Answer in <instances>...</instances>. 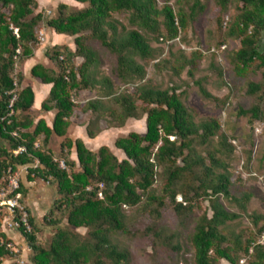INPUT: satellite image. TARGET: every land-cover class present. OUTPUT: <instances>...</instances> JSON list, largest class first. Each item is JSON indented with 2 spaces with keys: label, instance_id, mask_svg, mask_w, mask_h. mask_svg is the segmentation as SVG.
I'll use <instances>...</instances> for the list:
<instances>
[{
  "label": "trees",
  "instance_id": "obj_1",
  "mask_svg": "<svg viewBox=\"0 0 264 264\" xmlns=\"http://www.w3.org/2000/svg\"><path fill=\"white\" fill-rule=\"evenodd\" d=\"M74 1L84 6L76 9L59 3L54 15L46 17L42 10L37 12L36 0H0V176L7 167L15 170L18 165L33 164L37 160L36 166L27 169L26 180L47 181L55 185L57 193L53 207L42 217L54 227L46 245L39 241L40 230L27 209L31 232L22 233L31 249V264H104V259L113 264H130L128 251L114 244L112 236L128 233L123 209L142 204L143 199L146 204L143 210L159 216V208L166 202L164 196L155 194L158 167L165 174L161 190L166 191L168 202L176 212L202 209V202H209L190 237L194 264H219L220 260L240 264L243 256H249L243 264H264V244L257 242L264 226L245 237L241 234L228 237L222 231L226 222L238 215L228 211L219 197L234 199L244 209L249 193L241 194V200L232 196L229 172L216 156L218 148L208 153L209 165L205 164L204 157L193 153L196 140L205 144L215 135L219 128L217 120L196 123L176 86L162 89L147 82L139 84L134 92L119 93L114 88V80L99 72L101 60L92 44L97 42L114 56L111 73L116 81L122 84L142 81L145 67L136 58L149 59L154 51L146 33H152L154 39L162 42L179 35L183 40V34L194 27L205 5L201 0H175L189 6L187 12L185 6L175 11L171 0H161V4L157 0ZM230 1L216 0V3L223 11ZM235 2L237 12L226 25L220 43L227 38L239 39L230 63L236 76L251 77L247 93L256 96L257 102L249 108H240L239 112L248 115L252 122L264 118L261 104L264 103V0ZM114 13H128V24L134 28L125 29L121 25L118 29L120 22L113 18ZM222 21L218 16V29L222 28ZM42 24L57 34L74 37V49L54 45L45 52L52 68L36 64L30 71L41 82L52 84L41 105L44 111L56 109L52 127L43 119L34 124L27 113L34 98L29 85L18 91L15 114L8 124L4 117L13 87L12 71L17 64L21 83L22 64L32 56ZM12 28L18 29V37ZM18 47L21 53L15 60ZM76 58H82L80 64L75 63ZM200 58V51L187 57L180 50L179 63L172 69L178 75L187 68V74L192 77ZM217 74L222 75L220 69ZM88 90H93L95 96L79 101V94ZM199 90L204 97H212L205 88L200 86ZM82 113L94 117L86 126L90 138L100 130L95 124L106 115L114 122L110 124L113 127L123 126L129 118L145 117L146 129L143 133L131 131L116 138L114 147L125 155L119 160L107 145L93 151L81 139L66 137L71 118L82 117ZM14 131L16 136L11 134ZM52 135L65 137L56 154L49 146ZM37 142L39 146L35 147ZM19 145L25 146L26 152L14 155L13 150ZM72 148L77 160L70 156ZM58 160L63 161L64 168ZM218 167L223 168L221 172L214 171ZM198 169L201 171L197 172ZM18 191L22 198L26 192L23 183ZM177 195H181L185 205L175 201ZM258 220L255 216L254 225ZM78 228L87 229L85 237L79 234ZM167 244L175 250L179 248L170 242Z\"/></svg>",
  "mask_w": 264,
  "mask_h": 264
},
{
  "label": "rangeland",
  "instance_id": "obj_2",
  "mask_svg": "<svg viewBox=\"0 0 264 264\" xmlns=\"http://www.w3.org/2000/svg\"><path fill=\"white\" fill-rule=\"evenodd\" d=\"M157 1L159 4L162 3L161 0ZM201 2L205 5V10L197 17L193 25L194 29L190 27L183 34V40L179 35L173 40L162 42L154 39L152 33H146L149 44L154 51L153 56L149 59L136 58L145 67V76L142 81L127 84L116 81L111 73V68L115 64L114 56L97 42L92 44L101 60L99 72L114 80V88L119 93L134 92L139 84L147 82L162 89L176 86L177 92L183 93L182 101L193 114L196 123L210 119L217 120L219 128L210 141L202 144L196 140L198 138H195L193 153L204 157L205 164L209 165L208 153L214 152L215 148H218L220 151L216 152V156L221 159L229 172L232 182L230 186L232 196L241 200V194L249 193L250 197L245 202L244 209L234 199H228L222 195L219 197L228 211L238 215L236 219L226 222L222 231L228 237L237 234L245 237L250 231L254 232L257 228L264 226V118L250 122L248 115L240 114V108H249L257 102L256 96L247 93V84L251 77H238L231 67L230 56L232 51L239 46V39L227 38L224 43H220L226 25L237 12L235 0H231L223 11L220 10L216 0H201ZM74 4L75 7L73 8L76 9L84 6L77 2ZM170 4L175 11L179 6H183V4L175 3V0H171ZM184 6L188 12L189 6ZM42 10L46 17L53 16L55 13V8L51 7ZM218 16L223 20L221 29L217 28ZM113 18L120 22L118 29H121V25L125 29L134 28L128 24V13H114ZM41 28L44 29L46 36L47 27L45 24H42ZM62 38H64L65 45L68 43L74 49V37L64 35ZM43 42H38L36 46ZM64 43L62 44L64 45ZM223 45L225 46L224 49L221 48ZM180 50L187 57L194 51L201 53V58L197 61L192 77L187 74V68L178 75L172 69L179 63ZM81 61L82 58L75 59L76 64H80ZM218 69L222 72L221 76L217 74ZM196 82H200V85ZM200 86L205 88L212 97H204L199 90ZM94 96L93 90L84 91L79 94V101L90 100ZM138 104H140L139 101ZM261 104L264 113V103ZM91 118L94 117L92 115L87 116L86 121ZM78 121L74 119V122ZM111 123L114 122L106 115L102 116L99 123L95 124L100 130L104 129L102 139H98L97 142L102 140L103 144H108L120 160L124 158V155L114 147V140L116 137L127 135L131 131L144 132V117L139 120L130 118L119 128L111 127ZM222 169V167H218L214 171L221 172ZM22 180L26 192L24 195L22 194L21 201L29 210L35 226L40 230L37 234L39 241L46 245L53 234L54 227L46 224L42 217L53 207V201L57 197L56 187L39 178L28 182L25 173L21 174L20 182ZM164 181L165 174L158 167L154 184L155 194L164 196L163 199L166 202L163 207L159 208V216L149 214L148 209L143 210L146 206L144 199L142 204L123 209L128 233L113 235L112 242L119 248L128 251L130 264H194V250L190 237L198 217L203 212V208L209 205V202L208 200L202 202V209L197 207L191 212L182 211L178 213L169 204L166 191L161 190ZM175 201L183 205L186 204L181 195H177ZM207 213L211 215L209 209ZM255 216L259 217L257 225H254ZM62 225H66L65 219ZM77 231L83 237L87 234L85 228H78ZM168 242L179 248L175 250L167 244ZM257 242L264 244V230L261 236L257 238ZM247 258L249 256L241 257L240 264L246 262ZM104 264L113 263L104 259ZM219 264L229 263L220 260Z\"/></svg>",
  "mask_w": 264,
  "mask_h": 264
},
{
  "label": "crops",
  "instance_id": "obj_3",
  "mask_svg": "<svg viewBox=\"0 0 264 264\" xmlns=\"http://www.w3.org/2000/svg\"><path fill=\"white\" fill-rule=\"evenodd\" d=\"M36 1L38 3L37 12L41 11L44 8H49V7L56 8V6L59 3H66L71 7H75L74 3L76 2L74 0H36ZM62 37H64V34H57L51 28L48 29V27H47V34L45 36V38H46L45 42L40 43L38 46H36V48H34V50H33L32 56H30L28 59H26L22 64L23 77H22L20 86L22 88V87L29 85L33 91V94H34L33 105L27 113L32 117L34 124L39 119H43L48 127H52L53 118H54L56 109H51V110H47V111L42 110V107H41L42 102L48 97L52 84L41 82L38 78L33 77L31 75L30 71H31V68L36 64H42L43 66H45L47 68L53 67L51 61L45 55V52L51 46L60 45V44L64 43V38H62ZM64 45H65V43H64ZM66 45L69 46L68 43H66ZM71 49H73V48H71ZM34 82H36V83L34 84ZM87 116H88V114H85V113H82L81 118H77V116H73L71 118V123L68 127L66 137H68L72 140L81 139L85 143V145L90 150H93V151H96L102 145H107L110 148V146L108 144H103L102 140L97 142L98 139H102L101 137H102V132L104 129L99 130L94 138H90L87 135V129H86V126L88 124V121H86ZM74 119L79 120L80 122L79 121L74 122ZM129 119H127V120H129ZM144 122H145V117H144ZM111 127H113V126H111ZM116 128H119V127H116ZM140 133H143V132H140ZM64 138L65 137H58L56 135L51 136L49 146H50V149L53 151V153L58 152L59 145L64 140ZM115 140H114V142H115ZM56 142H58V143L56 144ZM55 149H57L56 150L57 152L55 151ZM110 150H111V148H110ZM123 155H124V153H123ZM70 156L72 159L77 160L75 148L71 149V155ZM123 157H125V155ZM22 183H24L23 180H22ZM4 236L9 238L13 242H15L17 244V246L21 249L20 257L25 261V264H31V261H30L31 249H30L25 237L17 231H6V232H4ZM0 264H16V262L14 261V259L11 256L3 253L2 256L0 257Z\"/></svg>",
  "mask_w": 264,
  "mask_h": 264
},
{
  "label": "built area",
  "instance_id": "obj_4",
  "mask_svg": "<svg viewBox=\"0 0 264 264\" xmlns=\"http://www.w3.org/2000/svg\"><path fill=\"white\" fill-rule=\"evenodd\" d=\"M50 13V12H48ZM14 34L18 37V29L12 28ZM45 40V33L43 28H39L37 31V41L43 42ZM222 49L225 46H221ZM21 53V48L16 49V56ZM18 66L15 64L14 69L11 74L12 78V89L9 91L10 98L7 106V113L4 119L7 120L6 123H11V118L15 114L14 106L15 102L18 99V91L21 86L18 80ZM12 136H16L17 132L14 131L11 133ZM35 147H38L39 144L35 143ZM26 152V147L19 145L16 149L13 150L14 155L22 154ZM59 161V166L64 168L65 165L62 160ZM38 164L36 160L33 164H24L18 165L15 170L11 167H7L4 171V174L0 176V251H3L5 254L11 256L16 264H25V261L20 257L21 249L17 246L15 242L4 236L6 231H17L23 235L22 232L30 233L31 225L29 222L28 211L25 208L24 204L21 201V193L18 191L20 189L21 174L25 173L29 167H34ZM21 228L23 230H21ZM3 254V253H2ZM0 254V257L2 256Z\"/></svg>",
  "mask_w": 264,
  "mask_h": 264
}]
</instances>
